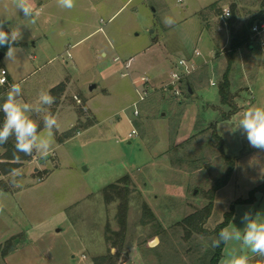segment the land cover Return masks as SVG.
Segmentation results:
<instances>
[{
  "label": "rangeland",
  "instance_id": "374dc122",
  "mask_svg": "<svg viewBox=\"0 0 264 264\" xmlns=\"http://www.w3.org/2000/svg\"><path fill=\"white\" fill-rule=\"evenodd\" d=\"M224 2L231 15L235 4L239 25L260 8L258 0H75L71 9L60 0H31L34 16L26 18L12 0H0L4 31L26 42L6 48L14 49L12 62H1L11 80L0 101L18 84L16 102L37 124L54 116L43 95L65 85L56 131H40L32 159L0 176V244L13 249L6 256L0 249V264H94L108 252L106 230L119 229V200L106 202L103 189L125 176L130 194L120 264H205L213 236L185 237L184 219L208 205L207 192L225 172L214 131L235 165L215 193L205 228L211 231L233 205L226 255L250 253L243 235L248 220L264 222V190L252 202L235 201L263 182L264 151L235 127L246 109L264 108V87L252 91L254 67L245 78L238 72L231 88L237 111L223 119L231 109L218 91L228 66ZM181 58L195 69L176 80ZM249 262L264 264V256Z\"/></svg>",
  "mask_w": 264,
  "mask_h": 264
},
{
  "label": "trees",
  "instance_id": "16d2710c",
  "mask_svg": "<svg viewBox=\"0 0 264 264\" xmlns=\"http://www.w3.org/2000/svg\"><path fill=\"white\" fill-rule=\"evenodd\" d=\"M259 1V10L255 14L249 17V19L242 23L241 25L235 27L234 23L236 21V14H235V4L231 5L232 9V15L231 17H227L228 19V28L230 31V43L228 47V66L222 76V80L219 82V95H220V101L224 105H228L231 109L227 113H223V119H228L229 116L232 114H235L237 111V107L235 104V95L231 92V82L229 79V73L232 67V64L234 62V54L238 48H241L243 46H248L252 42V27L254 24H263L264 23V0H258ZM217 3H214V5ZM212 6V5H211ZM21 43L19 41H11L9 40L8 43H4V50L8 46L13 45H20ZM65 90L64 83H60L50 89V92L52 96L55 98L53 102V109L51 111L52 115L56 112V108L61 103V97L62 93ZM5 91L4 89H1L0 91V97ZM6 101L2 100L0 101V106L3 105V103ZM49 118V117H48ZM47 119V118H46ZM5 120V116L3 111H0V127L3 126ZM45 121H41L37 123V133L36 135L43 130L46 127ZM53 131L54 126L51 127ZM74 133H67V136H71ZM214 138L218 141V147L220 152L223 154V157L226 161V169L225 172L221 177L215 180L213 186L211 189L207 192L208 198L210 202L208 205L201 210L199 213H194L189 215L184 219V223L187 225L185 227V237H189L193 232L199 233V234H209L213 236V242H212V248L211 252L207 254L206 257H203L204 263L206 264H218L221 256H222V250L225 244V239H223L220 236L221 229L225 228L230 220L233 217V205L231 206L230 211H227L224 214V219L220 223H218L211 231H209L207 228H205L206 220L210 217L212 212V201L214 199L215 193L222 187H224L230 180L231 175L234 170L235 165V159L227 154L224 153L223 150V143L221 137L216 133V131L213 132ZM15 143L16 138L15 135H11L8 138V141L6 144L0 145V148L3 149V153L0 157V176H5L15 170H17L19 167L22 166L24 162H27L32 159V156L34 155V147L32 149V152L30 155H25L22 151H17L15 149ZM128 179V176L123 177L121 180H119L117 183H113L108 185L103 189L104 193V199L106 202H111L113 200H119V203L117 205V222L119 224V229L117 231H112L109 228L106 230V241L109 243V249L108 252L105 255H101L98 257H95L94 264H120V257L123 251H125V232L127 227V213L129 209V186L127 183L123 182L124 180ZM2 180V179H0ZM6 190H8V187L4 186ZM264 190V179L263 182L250 191V196L248 198H240L237 199L236 203H248L254 201V192L256 191H262ZM144 213L147 215H152L151 210L144 205ZM9 242H5L4 244H0V249L3 248L1 251L2 256L8 255L13 249L8 244ZM201 261L200 263H202ZM248 264L250 262L248 261Z\"/></svg>",
  "mask_w": 264,
  "mask_h": 264
},
{
  "label": "clouds",
  "instance_id": "9594fccd",
  "mask_svg": "<svg viewBox=\"0 0 264 264\" xmlns=\"http://www.w3.org/2000/svg\"><path fill=\"white\" fill-rule=\"evenodd\" d=\"M14 7L18 12H21L24 17L34 16V7L31 0H12ZM60 3L68 9L75 6V0H60ZM35 20H32L34 23ZM7 19L0 18V44L9 42V34L4 31ZM171 18H167V24H171ZM15 39V35L12 37ZM14 49L9 47L5 53V62H12V53ZM3 81L0 80V84ZM20 91L18 84H13L8 92L6 101L0 106V111H3L5 120L3 126L0 127V145L6 144L11 135H15L16 143L15 149L22 151L25 155H30L34 146V141L37 139V124L29 119L26 115L27 105L22 108L15 99L16 94ZM43 101L47 104L54 102L55 98L46 92ZM57 123L54 117L46 119L45 124L49 129ZM236 129H242L246 134L247 142L250 147L260 151H264V108L254 107L246 109L243 116L239 118ZM245 219L248 220L247 215ZM228 228L221 229L220 236L227 241ZM236 239H240V233H236ZM243 242L252 254L264 256V222H257L256 220H248ZM230 264H248L247 256H239L231 260Z\"/></svg>",
  "mask_w": 264,
  "mask_h": 264
},
{
  "label": "crops",
  "instance_id": "0c3cea01",
  "mask_svg": "<svg viewBox=\"0 0 264 264\" xmlns=\"http://www.w3.org/2000/svg\"><path fill=\"white\" fill-rule=\"evenodd\" d=\"M254 2L256 3V0H254ZM228 5L229 4L227 2H224V3L221 4V7H223V6L224 7H227ZM239 8H240V5L238 4L237 7H236V9H239ZM224 18H226V17H224ZM241 22L242 21H241L240 17H237V19H236V21L234 23L235 27L239 26V24ZM225 29H226V31L228 30L227 31V34H225V36H226V43H225V45H227V44L230 43L231 36H230V31H229V28H228L227 25H225ZM9 40H11V41H19V40H15V39H9ZM261 40H264V32L262 33L261 37H255L248 46H243V47L238 48L236 50V52L234 54V65H233V68L231 67V70H230V73H229L230 74L229 79H230V82H231V88L233 87V79L232 78L234 76H236L238 72H239L240 78L241 77L245 78L244 77V75H245L244 72H250L249 71V68H252V67H254L253 68L254 70L252 71L253 73H252V75L250 77L251 78V81H252V83H251V85H252L251 86L252 87V91L255 92V90L257 89V87H261V86L264 87V66L262 65V60H264V46L261 45ZM19 42L21 44L20 45H15V46L16 47H20V48L23 49L25 47V45H26V42L25 41H19ZM30 42H31V47L33 49H35L36 48V40L34 38H30ZM5 53H6V49H5ZM4 57H5V55H4ZM238 58H241L240 61H242V58H244L243 60L246 63L245 64L243 62L245 64V68H243L242 71H241V69H238L239 68L238 62H240L238 60ZM257 60L258 61H261L260 62V65H258L259 62ZM248 65H250L249 68H248ZM2 68H4L7 71L6 77H7V82L9 83V81L11 80V76H10L8 70L4 66H2ZM13 84H15V83H12V84L9 85V88L6 89V92H7V90H10L11 89V87L13 86ZM4 86H6V84ZM253 104H254V100L252 101V104L251 105H253ZM250 106H248L247 108H249ZM61 111H62V106L60 104L58 106V108H57V110H56V112H55V114H54L53 117L55 118V116L58 115ZM34 145H35V141H34ZM34 149H35V147H34ZM2 153H3V149H2V152L0 153V157H1ZM228 240L229 239H227V241H225V244H224V247H223V250H222V256H221L218 264H230L231 260L234 259V258H230V257H228L226 255V251H227V248H228V245H229ZM134 251H136V250H134ZM239 256H243V251L242 250H241ZM245 256L248 257V261H251L256 256H258V254H252L251 252L250 253L248 252Z\"/></svg>",
  "mask_w": 264,
  "mask_h": 264
},
{
  "label": "built area",
  "instance_id": "2783aa9c",
  "mask_svg": "<svg viewBox=\"0 0 264 264\" xmlns=\"http://www.w3.org/2000/svg\"><path fill=\"white\" fill-rule=\"evenodd\" d=\"M231 15V11L228 7H225L223 9V17H229ZM252 39L255 37H261L262 33L264 32V24H254L252 27ZM261 45L264 46V40H261ZM179 68L181 70V74L179 73H173L172 76L174 79L179 80L181 75L189 74L195 69V64L194 62L188 63L186 59H179ZM7 71L4 68H0V80L3 81L2 84H0V87L2 88L6 83H7ZM214 84V83H212ZM134 114H137V110L134 111ZM136 133L135 129H132L131 132L128 134V138L133 137V135Z\"/></svg>",
  "mask_w": 264,
  "mask_h": 264
},
{
  "label": "water",
  "instance_id": "95a60500",
  "mask_svg": "<svg viewBox=\"0 0 264 264\" xmlns=\"http://www.w3.org/2000/svg\"><path fill=\"white\" fill-rule=\"evenodd\" d=\"M3 47H4V45L0 44V68L2 67L1 62H2V59L4 58V55H5V50ZM94 87H95V84H92V85H90L89 89H93ZM0 91H1V87H0Z\"/></svg>",
  "mask_w": 264,
  "mask_h": 264
}]
</instances>
